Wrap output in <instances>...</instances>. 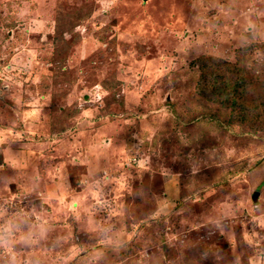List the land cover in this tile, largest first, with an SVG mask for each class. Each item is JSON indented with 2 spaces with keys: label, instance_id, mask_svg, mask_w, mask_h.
<instances>
[{
  "label": "rangeland",
  "instance_id": "obj_1",
  "mask_svg": "<svg viewBox=\"0 0 264 264\" xmlns=\"http://www.w3.org/2000/svg\"><path fill=\"white\" fill-rule=\"evenodd\" d=\"M0 264H264V0H0Z\"/></svg>",
  "mask_w": 264,
  "mask_h": 264
},
{
  "label": "trees",
  "instance_id": "obj_2",
  "mask_svg": "<svg viewBox=\"0 0 264 264\" xmlns=\"http://www.w3.org/2000/svg\"><path fill=\"white\" fill-rule=\"evenodd\" d=\"M208 62L212 61L210 63L212 64H218L215 63V60L212 57L207 58ZM212 65L210 64V67ZM229 66V65H228ZM209 71V70H207ZM236 69L234 68V65H231L229 70L226 72H222L221 70L215 68L212 72H208V75H206V78L204 79V90L207 93V97L215 99V96L221 95L222 96V101L221 103L223 105H227L230 108L235 107L237 105V94L239 92L238 87L242 84V78L236 76ZM220 74V75H219ZM221 76V78H220ZM221 80H220V79ZM243 93H241V97H238L239 99H245V90L243 89ZM245 103V101H244ZM247 108L244 105L240 106Z\"/></svg>",
  "mask_w": 264,
  "mask_h": 264
},
{
  "label": "water",
  "instance_id": "obj_3",
  "mask_svg": "<svg viewBox=\"0 0 264 264\" xmlns=\"http://www.w3.org/2000/svg\"><path fill=\"white\" fill-rule=\"evenodd\" d=\"M257 194H254V197H256Z\"/></svg>",
  "mask_w": 264,
  "mask_h": 264
}]
</instances>
